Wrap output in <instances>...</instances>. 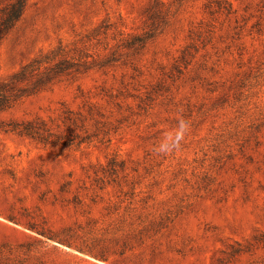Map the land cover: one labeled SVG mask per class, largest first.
<instances>
[{
	"label": "rangeland",
	"instance_id": "obj_1",
	"mask_svg": "<svg viewBox=\"0 0 264 264\" xmlns=\"http://www.w3.org/2000/svg\"><path fill=\"white\" fill-rule=\"evenodd\" d=\"M148 212L184 264L264 239V0H26L0 41V264H119L76 245ZM251 261L263 241L233 264Z\"/></svg>",
	"mask_w": 264,
	"mask_h": 264
},
{
	"label": "trees",
	"instance_id": "obj_2",
	"mask_svg": "<svg viewBox=\"0 0 264 264\" xmlns=\"http://www.w3.org/2000/svg\"><path fill=\"white\" fill-rule=\"evenodd\" d=\"M25 1L26 0H18L13 5L12 12L8 16H3V11L0 13V41L4 37L8 28L12 25L14 19L22 13ZM30 67L31 64H27L18 74H25ZM30 129L31 128H27V130H25L26 133L34 135ZM96 182L100 184L101 188L106 187V182L101 177H97ZM96 198L97 196L92 198L93 202L97 201ZM130 207V205L127 207L126 215L132 214V208L130 209ZM136 216H138L137 221L131 222V228L129 231L124 230L120 233V235L117 234L118 237H115V241L112 240L110 243H104L98 252H93L91 248H85L81 245H76V247L83 252H90L95 257L104 261L111 260L112 253H114L118 256V259L114 263L119 264H184L182 258H185L188 255V251L185 248L171 245L168 249H166L159 241L160 234L164 233L165 230H168L173 226L174 218H171L168 213L157 215L154 212L140 213ZM104 236L106 238L108 235L106 234ZM97 239H99V237ZM120 239H123V243L118 245V241H120ZM100 240L104 241L102 238L99 239V241ZM61 241L70 246L75 245L70 240L61 239ZM262 241L264 242V239L261 235L256 234L254 240L248 241L247 243H243L241 241L228 243L226 247L221 249V254L217 257L213 264H233L235 260L243 255H253L261 246ZM147 245H149L150 249L147 254L139 255L135 258V260L129 257L128 253L130 250L142 248ZM112 249L113 252H111ZM170 251L173 252L174 255H169L168 252ZM258 263L259 262L251 261L250 264ZM259 264H264V262Z\"/></svg>",
	"mask_w": 264,
	"mask_h": 264
},
{
	"label": "clouds",
	"instance_id": "obj_3",
	"mask_svg": "<svg viewBox=\"0 0 264 264\" xmlns=\"http://www.w3.org/2000/svg\"><path fill=\"white\" fill-rule=\"evenodd\" d=\"M191 131V121L183 115L177 118L174 129L166 132L161 141L154 147L153 151L157 155H168L181 149L186 136Z\"/></svg>",
	"mask_w": 264,
	"mask_h": 264
}]
</instances>
